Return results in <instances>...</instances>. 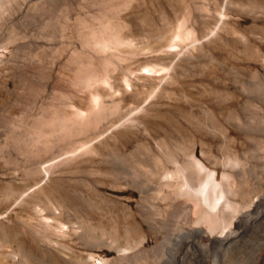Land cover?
Listing matches in <instances>:
<instances>
[{
	"label": "rangeland",
	"instance_id": "374dc122",
	"mask_svg": "<svg viewBox=\"0 0 264 264\" xmlns=\"http://www.w3.org/2000/svg\"><path fill=\"white\" fill-rule=\"evenodd\" d=\"M192 145L219 179L238 159L264 189V0H0V264H24L21 249L43 264H162L148 250L167 230L130 178ZM152 184L154 222L191 223L194 203ZM72 216L96 237H146V253L94 248ZM182 242L171 264L213 261ZM228 251L219 264H236Z\"/></svg>",
	"mask_w": 264,
	"mask_h": 264
},
{
	"label": "bare ground",
	"instance_id": "6f19581e",
	"mask_svg": "<svg viewBox=\"0 0 264 264\" xmlns=\"http://www.w3.org/2000/svg\"><path fill=\"white\" fill-rule=\"evenodd\" d=\"M261 140L263 141V139ZM135 153L136 151H133L132 153L128 154L127 157H132ZM242 162L237 159V164L235 163L236 165L231 168L232 172L225 171L223 173L222 179H219V176H216V170L212 169L213 167H208L207 164L204 163L203 160L197 155L196 148L193 145L192 147L180 146L177 151L171 153L170 160L165 159L163 154H157L153 157V165L151 166H148L149 163L147 164V162L145 163L147 164V166L141 163V161L136 162L137 171L135 173L133 172L130 179H132V181L134 182V186L142 192V200L139 202L140 212L146 216V220H148L154 232L159 234L162 228H166L165 230H167V232L162 235V238L160 236L161 239H159L158 243L148 250L153 253V257L158 254L160 256L159 258L161 259V261H159L162 262V264H171L174 253L171 244L175 243L177 245L179 242L181 243L183 240H187L191 245H195V247H198L206 254H210L213 252L215 256L212 262L206 259L207 255L202 256V258L197 257L199 259L193 257L192 263L187 260L189 264H219L218 256L222 249L223 252L224 250H229L235 255V258L237 259L236 264H264V219H261L262 215L260 216V214L264 212V189L261 187L263 186V184L260 180L261 178L259 177V175L256 176L257 174L255 175V173L252 171V167H245ZM169 163L172 167H169ZM259 167H261V165ZM259 169L260 168H258V172ZM156 180H159V183L161 184H159V187L157 185V187H155L158 188L159 192L163 193L165 188H169V191L172 189L176 201H179L176 202L178 203V206L181 202L182 204L186 205H189L190 201L194 203V219L192 220L188 217L187 219L192 220L191 223H187L183 227L180 226L181 228L178 229L177 233L174 229L173 231L170 228L168 222H166L167 226L166 224H162L161 222V224H158V221L156 224L153 220L154 218L156 220V217H154V213L156 212L152 213L150 212L151 210L148 211L145 207L147 206L145 204V200L147 198L148 189L150 190L149 187H152V181ZM168 197L170 199V196ZM164 198H166V195ZM164 198L162 199L164 200ZM162 199L161 201H163ZM169 199L167 198L165 200ZM170 209H172L171 205ZM191 209L192 207L190 208V210ZM155 210L157 209H154V211ZM258 216H260V218H258ZM171 219H173V217H171ZM77 223V218L75 216H72L71 228L78 235V237L81 238V240L83 239L86 244H90L94 248L109 247L114 248V250L116 249L119 253L118 259L120 258V260L123 259L124 261H131L132 258H137V256H139L142 251H144L143 253H146L143 249L147 248H142L146 237H142L140 239L134 238L133 243H131L130 239L133 238H131L129 231H126L122 235L120 233H116V235L112 237L106 229H103L102 235H99L100 237H96L92 235L93 233H90L91 231H87L90 230L88 229V226L83 225L85 227V230H81L79 229L81 227V224L78 225ZM178 224H176L177 227ZM190 249L191 248H189V250ZM176 251L177 253H179L178 250ZM15 257L21 260L24 264H43L37 260L32 261V258H30V256L27 254V251H25L24 249H21L19 253H16ZM91 257L94 258V254H92ZM176 263H178V261ZM77 264L91 263L86 259L79 260ZM97 264H110V260L102 257L99 259ZM117 264L121 263L117 262ZM126 264H128V262Z\"/></svg>",
	"mask_w": 264,
	"mask_h": 264
}]
</instances>
